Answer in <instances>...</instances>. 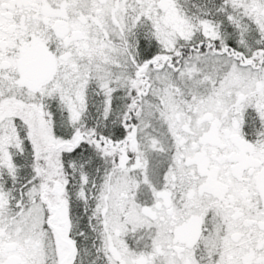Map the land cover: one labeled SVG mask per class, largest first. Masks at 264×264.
Masks as SVG:
<instances>
[{"label":"snow or ice","instance_id":"6c2138e0","mask_svg":"<svg viewBox=\"0 0 264 264\" xmlns=\"http://www.w3.org/2000/svg\"><path fill=\"white\" fill-rule=\"evenodd\" d=\"M0 264H264V0H0Z\"/></svg>","mask_w":264,"mask_h":264}]
</instances>
